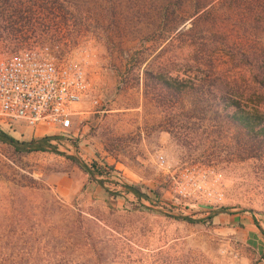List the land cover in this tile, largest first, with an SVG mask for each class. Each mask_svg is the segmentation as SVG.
Wrapping results in <instances>:
<instances>
[{"label":"rangeland","instance_id":"374dc122","mask_svg":"<svg viewBox=\"0 0 264 264\" xmlns=\"http://www.w3.org/2000/svg\"><path fill=\"white\" fill-rule=\"evenodd\" d=\"M27 47L80 65L88 90L64 134L0 123L56 137L0 142V264H264V143L226 107L264 114V0H0V58ZM68 156L114 170L98 184ZM201 167L222 175L219 202L176 193Z\"/></svg>","mask_w":264,"mask_h":264},{"label":"built area","instance_id":"2783aa9c","mask_svg":"<svg viewBox=\"0 0 264 264\" xmlns=\"http://www.w3.org/2000/svg\"><path fill=\"white\" fill-rule=\"evenodd\" d=\"M88 90L84 70L75 62H58L37 47L22 48L0 58V123L21 122L29 129L52 128L66 133L78 116V106ZM199 171V172H198ZM201 168L181 169L176 193L206 202H219L222 175ZM179 180V183L178 181Z\"/></svg>","mask_w":264,"mask_h":264},{"label":"trees","instance_id":"16d2710c","mask_svg":"<svg viewBox=\"0 0 264 264\" xmlns=\"http://www.w3.org/2000/svg\"><path fill=\"white\" fill-rule=\"evenodd\" d=\"M24 13V12H22ZM19 14H21V11H19ZM11 18H16L15 15H11ZM20 21H23L21 17L18 18ZM13 33H17V31H13ZM160 80L161 86H163L166 90L173 92V93H183L184 89L182 87L179 80H175L172 78H166L165 76L158 77ZM226 107L229 109H232L233 112L227 113V119L230 121H233L234 125L238 127V129L243 132L247 137L252 139L254 142H263L264 143V114L260 113L257 110H246L241 107L240 103L236 101L233 98L226 99ZM220 114V113H218ZM56 140V137H43L39 139H32L28 142H22L14 139L4 131L0 129V142L4 144H8L12 146L17 153L20 154H30V153H36V152H47V151H55L56 147L52 144V142ZM68 160L76 164L86 175H88L89 179L97 182L98 184H104V181H98L96 178L99 176H107L109 170L113 171L114 168L110 167L108 168V164L104 163V166H100L98 163H93L92 165H88L85 162L81 161L75 156H68ZM124 190L127 193H131L135 195L136 197L145 198L147 201L152 202V199L146 194L140 193L136 187L124 185ZM114 193L111 194V196ZM156 197H158L157 194H155ZM224 209H217L214 211L206 220H200L197 221L201 224H206L207 222H211L216 215L223 213ZM178 220H182L188 223H194L192 219L188 217H182Z\"/></svg>","mask_w":264,"mask_h":264},{"label":"crops","instance_id":"0c3cea01","mask_svg":"<svg viewBox=\"0 0 264 264\" xmlns=\"http://www.w3.org/2000/svg\"><path fill=\"white\" fill-rule=\"evenodd\" d=\"M79 114H81V112H79ZM39 129H43V128H39ZM110 191H113V189H108V192H110ZM105 193H106V191H105Z\"/></svg>","mask_w":264,"mask_h":264}]
</instances>
